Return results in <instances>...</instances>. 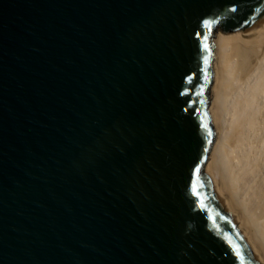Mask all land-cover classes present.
<instances>
[{
    "label": "water",
    "instance_id": "95a60500",
    "mask_svg": "<svg viewBox=\"0 0 264 264\" xmlns=\"http://www.w3.org/2000/svg\"><path fill=\"white\" fill-rule=\"evenodd\" d=\"M264 0H0V264H262L207 170L214 37Z\"/></svg>",
    "mask_w": 264,
    "mask_h": 264
},
{
    "label": "bare ground",
    "instance_id": "6f19581e",
    "mask_svg": "<svg viewBox=\"0 0 264 264\" xmlns=\"http://www.w3.org/2000/svg\"><path fill=\"white\" fill-rule=\"evenodd\" d=\"M210 104L217 138L207 170L264 264V28L214 37Z\"/></svg>",
    "mask_w": 264,
    "mask_h": 264
}]
</instances>
